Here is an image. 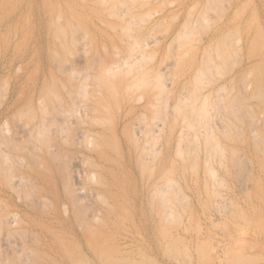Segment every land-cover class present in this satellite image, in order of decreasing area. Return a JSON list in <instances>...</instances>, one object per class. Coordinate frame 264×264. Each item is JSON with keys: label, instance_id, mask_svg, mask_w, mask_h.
Instances as JSON below:
<instances>
[{"label": "rangeland", "instance_id": "374dc122", "mask_svg": "<svg viewBox=\"0 0 264 264\" xmlns=\"http://www.w3.org/2000/svg\"><path fill=\"white\" fill-rule=\"evenodd\" d=\"M263 89L264 0H0V264H264Z\"/></svg>", "mask_w": 264, "mask_h": 264}, {"label": "bare ground", "instance_id": "6f19581e", "mask_svg": "<svg viewBox=\"0 0 264 264\" xmlns=\"http://www.w3.org/2000/svg\"><path fill=\"white\" fill-rule=\"evenodd\" d=\"M262 91H264V89ZM258 97H259V95H258ZM259 99H261V97Z\"/></svg>", "mask_w": 264, "mask_h": 264}]
</instances>
